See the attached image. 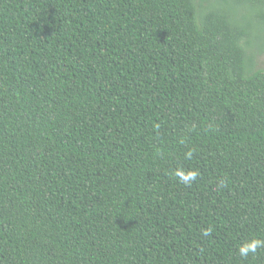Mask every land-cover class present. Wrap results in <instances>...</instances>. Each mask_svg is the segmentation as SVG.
<instances>
[{
	"label": "trees",
	"instance_id": "trees-1",
	"mask_svg": "<svg viewBox=\"0 0 264 264\" xmlns=\"http://www.w3.org/2000/svg\"><path fill=\"white\" fill-rule=\"evenodd\" d=\"M263 55L264 0H0V264H264Z\"/></svg>",
	"mask_w": 264,
	"mask_h": 264
},
{
	"label": "clouds",
	"instance_id": "clouds-1",
	"mask_svg": "<svg viewBox=\"0 0 264 264\" xmlns=\"http://www.w3.org/2000/svg\"><path fill=\"white\" fill-rule=\"evenodd\" d=\"M188 156H191V153H188ZM175 174L179 178L180 182L186 186L191 185L198 176V172L195 170L185 171L183 169H180L177 170ZM220 186L221 187L224 186L223 181L220 182ZM210 234H211L210 228L202 230L203 236H209ZM261 248H264V239L253 237L243 241L238 246V253L240 257L247 258L249 255L256 254L257 250Z\"/></svg>",
	"mask_w": 264,
	"mask_h": 264
},
{
	"label": "rangeland",
	"instance_id": "rangeland-1",
	"mask_svg": "<svg viewBox=\"0 0 264 264\" xmlns=\"http://www.w3.org/2000/svg\"><path fill=\"white\" fill-rule=\"evenodd\" d=\"M259 66L264 68V55L261 58H259Z\"/></svg>",
	"mask_w": 264,
	"mask_h": 264
}]
</instances>
